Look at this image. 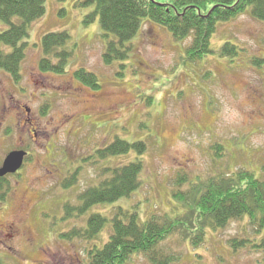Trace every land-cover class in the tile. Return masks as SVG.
Instances as JSON below:
<instances>
[{
    "label": "rangeland",
    "instance_id": "rangeland-1",
    "mask_svg": "<svg viewBox=\"0 0 264 264\" xmlns=\"http://www.w3.org/2000/svg\"><path fill=\"white\" fill-rule=\"evenodd\" d=\"M78 2L47 0L45 15L29 27L20 83L0 70V168L12 151L30 154L8 178L11 191L0 203L3 264H88L89 249L110 239L119 208L137 214L140 223L169 217L195 231L198 214H185L175 198L179 191L240 169L264 181V22L253 17L252 6L219 22L212 52L196 63L184 60L188 42L145 20L129 58L106 65L108 39L100 20L86 25L93 7ZM7 29L0 21V33ZM57 32L70 36L66 73L43 75L38 67L42 39ZM225 44L235 46L236 53L224 55ZM80 68L94 73L100 88L78 82L74 72ZM28 119L37 127H27ZM117 138L144 142L147 149L100 160L98 150ZM217 144L224 147L221 155L213 150ZM137 158L143 170L135 194L80 213V195L111 177L103 175L106 168ZM179 174L189 177L182 187L176 185ZM95 213L109 219L96 240L66 236L86 228ZM11 225L13 230H5ZM255 232L245 216L223 229H208L201 245L177 233L159 249L172 256L169 264H264V251L254 247L264 233ZM234 238L251 243L234 249ZM126 264L153 263L135 255Z\"/></svg>",
    "mask_w": 264,
    "mask_h": 264
},
{
    "label": "trees",
    "instance_id": "trees-1",
    "mask_svg": "<svg viewBox=\"0 0 264 264\" xmlns=\"http://www.w3.org/2000/svg\"><path fill=\"white\" fill-rule=\"evenodd\" d=\"M46 2L0 0V21L8 25V29L0 33V70L8 73L16 83L23 79L21 67L29 47V27L45 15ZM78 5L93 7L86 17V25L100 20L104 37L108 39L103 54L106 65L129 58L134 49L132 40L143 28L145 20L168 29L175 40L188 42L184 57L186 63H196L209 55L219 22L241 15L249 6H252L253 17L264 22V0H79ZM69 39L67 32L50 33L43 37V56L38 63L43 75L66 73L71 55L65 49ZM236 49L231 44H225L222 53H236ZM74 78L94 89L100 88L96 75L83 68L74 72ZM146 149L144 142L130 144L117 138L109 147L98 150L96 155L104 161L127 156L133 151L142 155ZM213 150L221 155L224 147L217 144ZM142 170L143 163L138 158L123 167L106 168L103 175L110 174L111 177L80 195V213L135 194L141 187ZM188 182L187 174H179L176 178L179 187ZM70 184L66 183L65 187ZM10 191L8 180L0 178V203L7 200ZM175 198L185 208L187 216L191 218L198 214L195 231L188 230L180 219L169 217L163 221L152 217L140 223L137 214L119 208L112 217L110 239L102 247L94 245L89 249L88 264H126L135 255H144L153 264H169L173 261L172 256L159 249L169 237L182 233L198 246L205 242L208 229H223L231 221L245 216L257 228L255 233H264V181L252 171L240 169L226 178H209L204 183L193 185L187 192L179 191ZM108 221L106 216L95 213L88 219L86 228L75 229L66 236L86 242L96 240ZM230 243L234 249H241L247 247L251 240L234 238ZM254 247L264 251V235ZM0 264H3L1 258Z\"/></svg>",
    "mask_w": 264,
    "mask_h": 264
},
{
    "label": "water",
    "instance_id": "water-1",
    "mask_svg": "<svg viewBox=\"0 0 264 264\" xmlns=\"http://www.w3.org/2000/svg\"><path fill=\"white\" fill-rule=\"evenodd\" d=\"M25 157L26 153L23 151H14L8 154L0 168V178L16 174L22 168Z\"/></svg>",
    "mask_w": 264,
    "mask_h": 264
},
{
    "label": "flooded vegetation",
    "instance_id": "flooded-vegetation-1",
    "mask_svg": "<svg viewBox=\"0 0 264 264\" xmlns=\"http://www.w3.org/2000/svg\"><path fill=\"white\" fill-rule=\"evenodd\" d=\"M26 126L27 127H29V126H34L35 125V127H37L36 126V124H35V122H31V120L30 119H28V120H26ZM31 131V130H30ZM35 132V131H34ZM19 150H22V149H19ZM25 151V150H24ZM26 153H27V158L29 157V152L28 151H25ZM5 228V230L7 229V228H9L10 230H13L14 229V225H11V226H9V227H4Z\"/></svg>",
    "mask_w": 264,
    "mask_h": 264
}]
</instances>
